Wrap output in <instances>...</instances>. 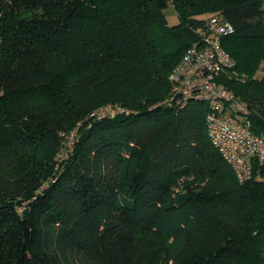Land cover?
I'll list each match as a JSON object with an SVG mask.
<instances>
[{
	"label": "trees",
	"instance_id": "obj_1",
	"mask_svg": "<svg viewBox=\"0 0 264 264\" xmlns=\"http://www.w3.org/2000/svg\"><path fill=\"white\" fill-rule=\"evenodd\" d=\"M216 14L264 132V0H0V264H264V161L238 182L208 104L163 103Z\"/></svg>",
	"mask_w": 264,
	"mask_h": 264
},
{
	"label": "built area",
	"instance_id": "obj_2",
	"mask_svg": "<svg viewBox=\"0 0 264 264\" xmlns=\"http://www.w3.org/2000/svg\"><path fill=\"white\" fill-rule=\"evenodd\" d=\"M233 31L232 24L221 15H212L198 30L197 40L181 56L169 75L171 89L163 103L183 106L186 102L204 101L209 106L205 123L208 137L222 158L233 168L240 183L252 175L253 159L264 161V132L254 133L240 117L246 119L247 105L217 80L222 72L232 69L235 62L223 48L221 39ZM130 110L113 105L96 109L91 115L114 116ZM76 129L66 133L72 143ZM61 149L59 157H66Z\"/></svg>",
	"mask_w": 264,
	"mask_h": 264
},
{
	"label": "rangeland",
	"instance_id": "obj_3",
	"mask_svg": "<svg viewBox=\"0 0 264 264\" xmlns=\"http://www.w3.org/2000/svg\"><path fill=\"white\" fill-rule=\"evenodd\" d=\"M164 15H165V18H166L168 25H173V24H176L178 22L177 14H176V12H175V10L171 4H168V6L165 8ZM261 75H264V63L262 64V68L259 70V73L257 76H261ZM242 101L246 103V101H244V100H242ZM240 120L242 122L246 123V121H244V120H246L245 118L240 117ZM246 124H248V123H246Z\"/></svg>",
	"mask_w": 264,
	"mask_h": 264
}]
</instances>
